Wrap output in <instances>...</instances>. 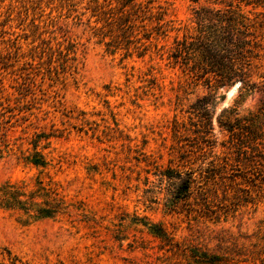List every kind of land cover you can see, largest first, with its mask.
<instances>
[{
    "label": "rangeland",
    "instance_id": "374dc122",
    "mask_svg": "<svg viewBox=\"0 0 264 264\" xmlns=\"http://www.w3.org/2000/svg\"><path fill=\"white\" fill-rule=\"evenodd\" d=\"M158 3L175 27L156 41L165 50L181 34L177 29L189 24L194 5ZM71 4L42 1L41 20L53 21L44 42L31 33L30 19L21 24L13 18L0 35V91L18 120L7 132L11 151L0 156V184L30 192L39 180L68 206L66 215L25 224L18 211L0 208V264L10 256L18 264H202L210 255L264 264L258 254L264 250L263 181L239 179L227 186V197L217 184V199L206 204L195 193L177 198L178 181L163 175L207 170L213 160L193 148L190 135H174L173 120L187 122L185 111L204 90L190 89L178 106L176 70L158 56L109 46L87 0ZM69 45L73 52L58 58L55 52ZM219 94L224 99L213 115L211 143L213 154L222 156L228 136L217 115L235 106L239 115L254 110L261 95L236 104L238 88ZM36 134L45 168L17 159L19 145L26 155L33 152ZM154 225L167 240L150 231Z\"/></svg>",
    "mask_w": 264,
    "mask_h": 264
},
{
    "label": "trees",
    "instance_id": "16d2710c",
    "mask_svg": "<svg viewBox=\"0 0 264 264\" xmlns=\"http://www.w3.org/2000/svg\"><path fill=\"white\" fill-rule=\"evenodd\" d=\"M42 1L0 0V35L5 33L3 28L13 18L21 24L30 19L28 28L31 33L44 42L41 36L53 25V21L41 20ZM60 1L61 4L74 6L72 1L83 0ZM158 1L87 0V5L96 22L101 23L99 36L110 37L109 46L124 45L126 49L134 50L138 57L147 54L150 57L158 56L166 61L168 67L177 71L181 79L175 87L176 93H179L178 106L182 102L181 95L188 94L190 89L201 87L205 92L188 106L185 111L187 122L173 121L175 136L190 135L193 148L202 156L213 158L209 168H201L199 172L191 169L185 173L178 169L173 175L169 172L163 175L178 181L177 198L188 200L195 193L206 204L212 202L213 198L217 199V184L223 186L224 197H227V186L238 185L239 179L246 183L253 182V185L256 180L264 183V0H189L194 5L189 24L177 29L181 34L176 35L165 50L164 47L158 48L156 41L175 27L174 22L166 18V8ZM8 46H16L15 41L8 40ZM73 48L69 45L58 49L55 54L60 59H67ZM2 58L4 56L0 53ZM235 85H238L236 104L254 93H260L261 98L254 110L243 115H239L238 106L220 111L216 123L222 132L227 133L228 139L221 143L222 156L214 155V143H211L213 115L217 104L224 99L219 91ZM15 111L10 100L4 98L0 91V156L11 151L14 145L7 139V132L18 126ZM33 138V152L26 155L19 145L17 150L20 155L17 159L37 168H45L48 162L38 150L42 137L36 134ZM185 156L186 159L189 154ZM245 195L249 196L248 193ZM234 198H238V195ZM0 208L18 211L22 224L68 213V206L55 190L43 186L39 180L30 192H25L21 185L0 184ZM150 231L161 240H167L161 226L154 225ZM261 252L258 253L260 256L264 250ZM19 262L16 257L10 256L4 264ZM199 262L244 264L245 261L225 255H210Z\"/></svg>",
    "mask_w": 264,
    "mask_h": 264
},
{
    "label": "water",
    "instance_id": "95a60500",
    "mask_svg": "<svg viewBox=\"0 0 264 264\" xmlns=\"http://www.w3.org/2000/svg\"><path fill=\"white\" fill-rule=\"evenodd\" d=\"M234 88H238V85L234 86Z\"/></svg>",
    "mask_w": 264,
    "mask_h": 264
}]
</instances>
